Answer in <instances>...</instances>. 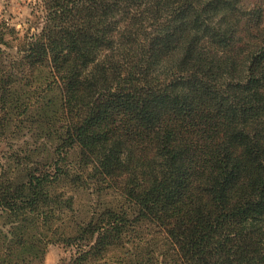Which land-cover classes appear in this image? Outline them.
Masks as SVG:
<instances>
[{
    "label": "trees",
    "instance_id": "obj_1",
    "mask_svg": "<svg viewBox=\"0 0 264 264\" xmlns=\"http://www.w3.org/2000/svg\"><path fill=\"white\" fill-rule=\"evenodd\" d=\"M40 2L0 22V135L55 141L5 154L0 264H264V0Z\"/></svg>",
    "mask_w": 264,
    "mask_h": 264
},
{
    "label": "rangeland",
    "instance_id": "obj_2",
    "mask_svg": "<svg viewBox=\"0 0 264 264\" xmlns=\"http://www.w3.org/2000/svg\"><path fill=\"white\" fill-rule=\"evenodd\" d=\"M5 21L10 26L19 31V35L26 32L36 33L42 26L43 11L40 0H0V22ZM49 69L43 68L38 73L39 81L43 85L47 82L49 76ZM40 83V82H39ZM47 97L52 99L49 104L48 112H54L57 107H52L57 100V89L53 85L52 88L46 92ZM33 112V111H32ZM54 114V113H53ZM52 115V113H49ZM11 127L7 128L4 135H0V166L4 163L5 154L13 148L21 146H29L33 151L31 153L33 159L48 160L52 155L53 145L55 141L52 137L47 140L44 135L32 133L29 129L28 122L21 129L19 128L15 133H12L13 124L9 123ZM54 127H58L59 122L53 123ZM27 143V144H26ZM78 154L76 149L70 150L68 160L73 159ZM90 195L84 192H79L75 199V207L79 210H86L89 206ZM102 204L117 207L124 201L123 197L117 190H109L101 195ZM99 202V201H98ZM72 250L66 248L59 243H51L47 246L43 264H61L63 259H68Z\"/></svg>",
    "mask_w": 264,
    "mask_h": 264
}]
</instances>
